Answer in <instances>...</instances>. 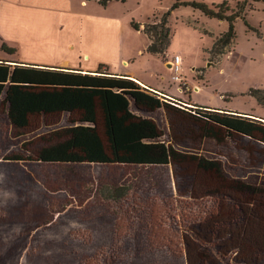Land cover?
<instances>
[{
  "label": "rangeland",
  "instance_id": "1",
  "mask_svg": "<svg viewBox=\"0 0 264 264\" xmlns=\"http://www.w3.org/2000/svg\"><path fill=\"white\" fill-rule=\"evenodd\" d=\"M191 1L209 7L225 1L230 13L241 0ZM173 2L119 0L118 15L136 46L148 40L140 23L150 24L153 37L152 25ZM234 25L233 42L217 54L226 20L189 4L166 17L169 41L159 55H180L181 80L171 71L165 85L172 97L163 96L166 105L156 111L131 104L157 123L174 150L165 165L35 160L45 140L74 123L68 113L33 114L17 135L0 97V264H264L262 144L228 135L204 117L216 106L264 116L250 93L264 89V2L247 0ZM147 57L133 68L148 66Z\"/></svg>",
  "mask_w": 264,
  "mask_h": 264
},
{
  "label": "trees",
  "instance_id": "2",
  "mask_svg": "<svg viewBox=\"0 0 264 264\" xmlns=\"http://www.w3.org/2000/svg\"><path fill=\"white\" fill-rule=\"evenodd\" d=\"M109 1L97 0L101 5ZM246 1H238L236 10L227 13L225 1L209 7L203 1L174 0L160 23L152 25L153 37L150 24H145L143 30L150 39L147 50L154 54L165 51L169 41L166 17L179 4H189L210 18L227 21V29L219 34L213 46V51L220 54L235 38L234 22L237 17L243 18ZM1 48L8 52L15 50L4 42ZM250 93L264 106V89H250ZM0 97L6 105L8 122L17 135L29 125L30 115L69 114V121L74 124L62 129L57 138L45 140V145L36 151L35 160L147 166L168 164L175 156L174 150L160 139L163 133L157 123L131 108L132 104L135 109L152 112L164 107L166 102L127 75L107 72L102 65L93 72H82L0 61ZM206 111L207 121L224 128L226 134L248 137L262 144L264 150L261 120L224 109ZM75 113L77 116H72ZM206 162V167L220 170L217 162ZM199 165L205 166L202 160ZM246 187L248 192L253 190Z\"/></svg>",
  "mask_w": 264,
  "mask_h": 264
},
{
  "label": "crops",
  "instance_id": "3",
  "mask_svg": "<svg viewBox=\"0 0 264 264\" xmlns=\"http://www.w3.org/2000/svg\"><path fill=\"white\" fill-rule=\"evenodd\" d=\"M118 3L113 0L101 6L97 0H0V61L82 72H93L102 65L107 72L127 75L167 101L163 96L172 97V88L166 86L172 56L168 52L163 58L151 54L147 50L149 37L146 44L136 46L129 28L122 25ZM140 25L143 30L144 23ZM2 42L15 50H3ZM145 55L150 64L133 68ZM240 114L264 121L262 115Z\"/></svg>",
  "mask_w": 264,
  "mask_h": 264
},
{
  "label": "built area",
  "instance_id": "4",
  "mask_svg": "<svg viewBox=\"0 0 264 264\" xmlns=\"http://www.w3.org/2000/svg\"><path fill=\"white\" fill-rule=\"evenodd\" d=\"M170 70L172 71V79L174 81L181 80V57L180 55H174L172 62L170 63Z\"/></svg>",
  "mask_w": 264,
  "mask_h": 264
}]
</instances>
